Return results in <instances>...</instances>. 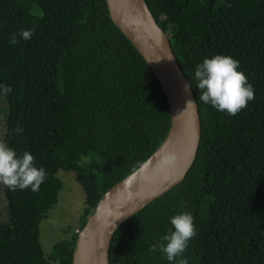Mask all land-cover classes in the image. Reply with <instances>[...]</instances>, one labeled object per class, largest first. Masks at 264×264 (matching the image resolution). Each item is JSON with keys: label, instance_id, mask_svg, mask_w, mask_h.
I'll use <instances>...</instances> for the list:
<instances>
[{"label": "trees", "instance_id": "1", "mask_svg": "<svg viewBox=\"0 0 264 264\" xmlns=\"http://www.w3.org/2000/svg\"><path fill=\"white\" fill-rule=\"evenodd\" d=\"M144 1L191 85L200 132L182 178L113 230L108 264H170L149 246L179 212L194 216L188 264H264V0ZM21 29H33L31 38L11 44ZM216 54L239 60L254 87L234 116L199 102L192 79ZM0 84L13 89L0 95V142L31 152L48 174L35 193L0 183V264H70L76 232L52 242L47 255L38 240L61 187L56 171L74 173L88 214L160 142L169 125L164 93L104 0H0Z\"/></svg>", "mask_w": 264, "mask_h": 264}, {"label": "water", "instance_id": "2", "mask_svg": "<svg viewBox=\"0 0 264 264\" xmlns=\"http://www.w3.org/2000/svg\"><path fill=\"white\" fill-rule=\"evenodd\" d=\"M104 2L111 21L157 79L167 102L169 125L153 150L100 194L75 233L70 264H108V244L113 230L182 178L195 155L200 132L197 107H186L188 99L195 102L192 91H185L188 83L177 65L168 35L154 20L145 1Z\"/></svg>", "mask_w": 264, "mask_h": 264}, {"label": "clouds", "instance_id": "3", "mask_svg": "<svg viewBox=\"0 0 264 264\" xmlns=\"http://www.w3.org/2000/svg\"><path fill=\"white\" fill-rule=\"evenodd\" d=\"M221 4H224V0H220L216 7H220ZM230 6V4L225 5V7ZM33 31V29H21L11 35L9 42L13 45L17 44L19 42L17 37L27 41ZM239 68V60L230 55L216 54L198 63L192 79L199 89V102L210 104L218 111L233 116L245 108L248 102L254 99V87ZM190 87L191 85L185 84V91ZM12 92L10 85L0 84V95L6 96ZM188 106L195 108L196 103L188 99L186 107ZM13 133L20 135L23 133V128L16 127ZM47 175L43 167L36 166L35 157L31 152L25 150L18 155L15 149L0 142V183L13 191L30 188L35 193L40 190ZM184 207H187L186 203ZM170 223L174 230L168 229L166 234L149 246V249L153 253L159 251L164 254L170 264H188L184 253L189 240L196 235L194 216L191 212H179L170 217Z\"/></svg>", "mask_w": 264, "mask_h": 264}, {"label": "rangeland", "instance_id": "4", "mask_svg": "<svg viewBox=\"0 0 264 264\" xmlns=\"http://www.w3.org/2000/svg\"><path fill=\"white\" fill-rule=\"evenodd\" d=\"M168 35V34H167ZM2 102L0 101V106ZM2 133V116L0 114V136ZM61 187L57 193L56 202L47 209L45 216L38 223V240L44 255L50 253L51 244L60 238H70L73 232L78 230L81 218L86 217L83 213V191L74 178L71 170L58 169ZM0 188V219H3L4 204ZM49 264H56L49 261Z\"/></svg>", "mask_w": 264, "mask_h": 264}]
</instances>
